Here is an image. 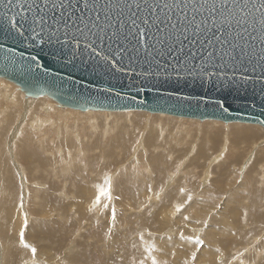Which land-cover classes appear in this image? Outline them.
Instances as JSON below:
<instances>
[{"label": "rangeland", "instance_id": "1", "mask_svg": "<svg viewBox=\"0 0 264 264\" xmlns=\"http://www.w3.org/2000/svg\"><path fill=\"white\" fill-rule=\"evenodd\" d=\"M242 126L64 107L0 77V264H264V128Z\"/></svg>", "mask_w": 264, "mask_h": 264}, {"label": "water", "instance_id": "2", "mask_svg": "<svg viewBox=\"0 0 264 264\" xmlns=\"http://www.w3.org/2000/svg\"><path fill=\"white\" fill-rule=\"evenodd\" d=\"M37 5L43 7V0H0V77L25 93L48 95L80 110H143L264 128L258 12L247 16L248 32L235 41L239 46L225 47L230 54L223 55L217 45L210 59L205 53L177 64L143 49L135 58L116 56L115 44L110 49L107 41L57 26L51 12H39ZM41 16L48 22L41 23Z\"/></svg>", "mask_w": 264, "mask_h": 264}, {"label": "snow or ice", "instance_id": "3", "mask_svg": "<svg viewBox=\"0 0 264 264\" xmlns=\"http://www.w3.org/2000/svg\"><path fill=\"white\" fill-rule=\"evenodd\" d=\"M37 7L39 12H51L52 23L57 26L75 28L101 43L107 41L110 49L115 44L116 56L128 53L135 58L143 49L153 58L168 56L180 64L182 60L204 58L205 53L206 58H212L217 45L223 55H228L225 47L234 50L239 46L235 41L248 32L247 16L253 11L260 14L254 23L260 25V43L264 46V0H43V7ZM40 22L48 21L41 16ZM261 51L264 53V47ZM106 183L110 185V179L106 178ZM101 194L106 195V190L101 189ZM19 235L24 247H31L24 242V232ZM31 251L36 253L35 248Z\"/></svg>", "mask_w": 264, "mask_h": 264}, {"label": "bare ground", "instance_id": "4", "mask_svg": "<svg viewBox=\"0 0 264 264\" xmlns=\"http://www.w3.org/2000/svg\"><path fill=\"white\" fill-rule=\"evenodd\" d=\"M87 113V112H86ZM12 114V113H11ZM135 117L137 118L138 117V114H135ZM134 117V119H131V121H135V122H137L136 120L138 119H136ZM129 119V118H128ZM140 119V118H139ZM125 121H129V120H126L125 119ZM130 122V121H129ZM139 123L140 122H142V120L141 121H138ZM132 123V122H131ZM133 124V123H132ZM243 124L245 125V126H242L241 128H238L237 129V132H238V134H240L241 136H251V135H254V131L256 130V129H258L256 126H255V124L253 125V124H250V123H244L243 122ZM130 125V124H129ZM133 125H135V123L133 124ZM139 125V124H138ZM130 126H132V125H130ZM137 126V125H136ZM135 126V127H136ZM125 127V126H124ZM134 127V126H133ZM123 128V127H122ZM122 128H120V130H123V132H125V128L124 129H122ZM127 128V127H126ZM127 130H128V128H127ZM126 130V131H127ZM134 131V130H133ZM258 131V130H257ZM119 132V131H118ZM121 132V131H120ZM119 132V133H120ZM122 132V133H123ZM118 133V134H119ZM121 134V133H120ZM124 134V133H123ZM142 135V134H141ZM112 142V141H111ZM113 143V142H112ZM10 184V183H9ZM12 184V183H11ZM14 185V184H13ZM61 201V200H60ZM252 205V204H251ZM251 211H252V209H251ZM251 211H250V215L253 213H251ZM247 213V212H246ZM245 213V214H246ZM261 215V214H260ZM259 216V215H258ZM262 216V215H261ZM257 219V218H256ZM259 219V218H258ZM48 231V230H47ZM45 232V231H44ZM46 236V235H45ZM47 236H49V237H51L52 235L50 234V233H47Z\"/></svg>", "mask_w": 264, "mask_h": 264}]
</instances>
